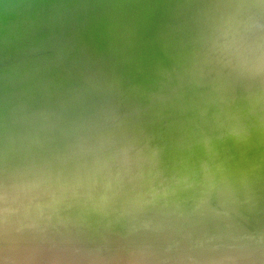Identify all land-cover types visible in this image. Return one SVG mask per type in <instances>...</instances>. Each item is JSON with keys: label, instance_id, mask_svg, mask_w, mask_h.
I'll list each match as a JSON object with an SVG mask.
<instances>
[{"label": "clouds", "instance_id": "obj_1", "mask_svg": "<svg viewBox=\"0 0 264 264\" xmlns=\"http://www.w3.org/2000/svg\"><path fill=\"white\" fill-rule=\"evenodd\" d=\"M0 264H264V0H0Z\"/></svg>", "mask_w": 264, "mask_h": 264}]
</instances>
